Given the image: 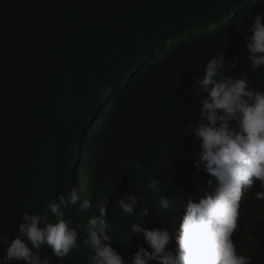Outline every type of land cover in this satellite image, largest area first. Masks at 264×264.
<instances>
[{
    "label": "trees",
    "instance_id": "obj_1",
    "mask_svg": "<svg viewBox=\"0 0 264 264\" xmlns=\"http://www.w3.org/2000/svg\"><path fill=\"white\" fill-rule=\"evenodd\" d=\"M261 11L264 0H0V235L14 239L23 212L42 213L75 187L94 205L108 199L111 246L125 264L138 245L151 251L130 231L144 211L142 226L166 229L174 248L187 199L198 201L210 178L195 167L200 142L185 135L206 96L195 79L223 52L239 60L228 75L264 90V66L253 72L245 48ZM134 160L143 167H121ZM260 190L257 182L235 233L252 264H264ZM127 193L141 201L135 216L116 207ZM162 195L172 203L165 212ZM95 214L73 206L65 218L77 226ZM85 238L64 264H88ZM41 255L59 259L50 247Z\"/></svg>",
    "mask_w": 264,
    "mask_h": 264
},
{
    "label": "clouds",
    "instance_id": "obj_2",
    "mask_svg": "<svg viewBox=\"0 0 264 264\" xmlns=\"http://www.w3.org/2000/svg\"><path fill=\"white\" fill-rule=\"evenodd\" d=\"M219 23L215 21L213 26ZM247 30L250 35L245 48L249 67L255 72L264 66V11L256 14ZM238 63V59H233L229 64L222 52L206 63L203 77L194 83L195 94L206 96L201 100L198 122L189 124L185 135L194 134L200 142L195 167L210 175L208 187L198 201L195 197L187 199L174 248L169 247L172 235L166 229L143 227L149 212L140 213L139 222L132 223L130 231L133 235L143 234L151 251L138 245L132 264H252V256L244 254L246 246L235 233L248 213L238 220L242 198L257 182L264 189V90L250 87L252 82L247 76L227 74L226 68H235ZM121 167L140 169L143 165L134 160L131 165L123 161ZM255 199L264 201V190L256 191ZM140 203L137 195L127 193L117 199L116 207L125 215L135 216ZM156 203L160 212L172 207L164 195ZM108 205L103 195L94 205L92 197L82 198L73 187L52 200L42 213L23 212L15 238L0 235V250L6 253L0 264H64L70 253L80 252V233H86L83 243L91 249L88 264H125L111 246L114 240L109 235ZM73 206H78L79 212L94 209L98 214L91 215L86 224L74 226L71 219L65 218L66 210ZM49 214L54 221H50ZM248 243L251 248L253 242ZM46 247L51 248L58 261L48 255L42 257L41 249Z\"/></svg>",
    "mask_w": 264,
    "mask_h": 264
},
{
    "label": "rangeland",
    "instance_id": "obj_3",
    "mask_svg": "<svg viewBox=\"0 0 264 264\" xmlns=\"http://www.w3.org/2000/svg\"><path fill=\"white\" fill-rule=\"evenodd\" d=\"M255 186V185H254ZM254 186L252 189H249L246 194L244 195V197L241 200V207L239 209V218L238 220L243 216V214H245L246 212L249 211L250 209V204H251V197H252V190H254ZM243 249H245V246H243Z\"/></svg>",
    "mask_w": 264,
    "mask_h": 264
}]
</instances>
